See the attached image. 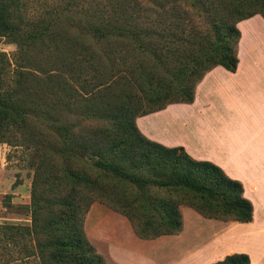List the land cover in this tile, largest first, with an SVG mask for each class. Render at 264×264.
<instances>
[{"label":"trees","instance_id":"16d2710c","mask_svg":"<svg viewBox=\"0 0 264 264\" xmlns=\"http://www.w3.org/2000/svg\"><path fill=\"white\" fill-rule=\"evenodd\" d=\"M180 1L0 0V39L17 45L13 60L0 52V142L31 154L28 232L44 263L107 264L85 229L95 201L125 215L142 238L180 232L182 201L157 198L155 187L185 191L206 217L253 219L239 180L137 125L139 116L192 103L215 66L236 71L237 23L264 16L244 0ZM78 102L81 118L63 121ZM120 183L134 189L132 200ZM145 201L153 211L142 214ZM213 264L251 262L232 253Z\"/></svg>","mask_w":264,"mask_h":264},{"label":"crops","instance_id":"0c3cea01","mask_svg":"<svg viewBox=\"0 0 264 264\" xmlns=\"http://www.w3.org/2000/svg\"><path fill=\"white\" fill-rule=\"evenodd\" d=\"M237 26L236 71L215 66L198 83L192 103H173L136 121L148 138L183 146L239 180L253 203V219L210 218L183 205L180 232L146 239L126 216L95 201L85 229L107 264H213L232 253L264 264V16Z\"/></svg>","mask_w":264,"mask_h":264},{"label":"rangeland","instance_id":"374dc122","mask_svg":"<svg viewBox=\"0 0 264 264\" xmlns=\"http://www.w3.org/2000/svg\"><path fill=\"white\" fill-rule=\"evenodd\" d=\"M244 1V3L252 4L249 8L264 13V0ZM180 2L178 0V3ZM188 3L193 4L194 2L188 1ZM191 6L193 7V5ZM193 10L195 11V19L199 23H203L202 15L198 14L195 8ZM0 52L7 53L9 58L13 60L17 53V45L9 42L6 38H1ZM13 68H15L14 65L10 68V75ZM79 106L80 103L78 102V106L74 109L60 113L61 119L70 122L78 121L82 116ZM76 129L79 131V127ZM30 157L29 151L20 144L14 145L8 142H0V227H6L5 230L0 229V231H7V233L2 235L4 241L0 243V264H46L42 261V255L39 253L35 235L28 232V229L32 227L29 204L31 203L34 175V169L29 162ZM119 187L123 188L124 194L132 200L135 193L131 185L120 183ZM150 193L157 196V198L163 197L169 200L182 201L180 211L183 205L191 206L189 202L196 200L193 197L189 198L190 195L185 191L175 189L155 187L150 190ZM182 199L187 201L185 202ZM147 201L139 205L138 212L143 214L147 211H153L148 208ZM22 231H24V236L20 234Z\"/></svg>","mask_w":264,"mask_h":264}]
</instances>
